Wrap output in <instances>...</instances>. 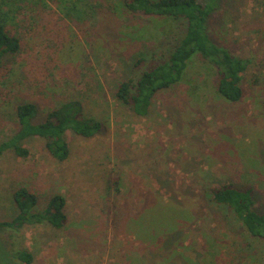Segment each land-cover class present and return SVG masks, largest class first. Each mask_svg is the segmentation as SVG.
I'll return each mask as SVG.
<instances>
[{
    "label": "rangeland",
    "instance_id": "374dc122",
    "mask_svg": "<svg viewBox=\"0 0 264 264\" xmlns=\"http://www.w3.org/2000/svg\"><path fill=\"white\" fill-rule=\"evenodd\" d=\"M95 16L94 27L90 22L81 26L80 39L74 38L72 29L62 21L45 26L44 20L39 21L38 46L19 57L11 55L4 59L5 66L14 70L7 75L3 89L10 91L11 96L22 92L25 102L37 104L38 112L32 123L45 121L52 109L73 96L84 99L89 116L105 123L106 128L95 137H83L89 142L83 160L72 157L57 161L40 138L24 141L23 145L30 149L28 157L12 151L0 155V221L12 220L17 215L15 191L23 186L39 197L34 211H43L48 200L59 194L66 198L70 213V221L63 229H55L48 223L26 224L19 230L0 227V239L13 250L34 249L43 255L35 264H60L57 257L65 264H115L122 259V264H128L124 259L127 252L148 257L150 263L142 264H154L158 255L146 253L142 242L149 233L157 243L165 238L167 249L182 239L183 255L169 264H264V237L250 236L228 208L202 197L206 189L222 182L243 185L238 181L241 180L238 172L248 168L246 176L263 188H256L254 195L255 208L264 213V0H219L208 21L213 40L252 62L246 74L250 80L245 78L243 83L244 96L231 102L220 95L217 69L197 56L179 85L155 95L149 113L156 120L154 131V119L134 115L115 98L117 84L141 75L167 57L185 31L186 22L135 15L127 9L117 16L112 9L104 17L99 11ZM34 30L35 27L30 29L28 35ZM139 55L145 56L146 61L135 67ZM85 58L82 68L69 73ZM252 72L260 82L253 86ZM21 77L23 81L19 82ZM16 103L0 105V142L19 129ZM126 118H132L129 124L137 130L132 132L147 134L148 144L165 150L168 161L157 150L149 174L135 167L132 153L126 167L120 164L124 146L139 147L135 138L124 145L121 142L124 138L116 135L118 130L123 134L129 132L124 128ZM64 137L72 148L82 138L71 128ZM117 140L114 159L109 151ZM180 162L190 164L191 168H178ZM204 164L207 168H197L201 165L203 168ZM131 184L138 197L150 194L149 190L154 188L161 204L152 216L148 215L151 220L149 217L145 220V228L138 229L137 237L126 234L133 230L124 228L133 217L124 218L120 225L115 214L109 217L111 222L107 226L104 218L110 205L131 195L128 191ZM139 202L143 204L141 198ZM191 214L197 218L190 230H184ZM66 230L72 231L65 234ZM63 241L67 245L72 242L70 248L61 247ZM139 260L134 258L131 264L140 263Z\"/></svg>",
    "mask_w": 264,
    "mask_h": 264
},
{
    "label": "trees",
    "instance_id": "16d2710c",
    "mask_svg": "<svg viewBox=\"0 0 264 264\" xmlns=\"http://www.w3.org/2000/svg\"><path fill=\"white\" fill-rule=\"evenodd\" d=\"M218 5L219 0H0V105L11 106L17 102L15 111L19 120L18 131L0 142V155L12 151L21 157H28L30 149L23 145L24 141L40 138L52 157L57 161H66L71 154V147L64 137L68 128L84 138H91L101 132L105 125L95 117L89 116L84 99L73 96L52 109L45 121L32 123V118L38 112L37 104L25 102L26 98L21 94L22 92L11 96L10 91L3 89L4 81L8 79L7 75L13 69L5 66L4 59L11 55L19 57L23 52L38 46L40 36H38L39 30L36 27L42 20L45 21L44 26L52 21H62L65 27L72 29L73 37H79V39L83 35L81 26L90 22L94 27L92 21L97 19L95 14L98 11L102 13L103 17L109 14L111 9L114 10L116 16L120 15L122 10L127 9L135 15L163 16L170 18L171 21L173 19L184 20L186 22L185 31L178 37L167 57L151 66L152 68L144 70L141 75L119 81L115 98L127 105L134 114L148 115L154 105L155 95L179 85L188 71L190 62L200 56L203 60L211 62L217 69L219 94L228 101H239L245 93L246 88L243 84L245 78L248 82L250 80L246 74L252 62L246 57L234 54L212 39L208 21ZM101 20L103 21L102 18H100ZM27 25L30 28L27 29ZM34 27L35 32L28 35L30 29H34ZM164 31L165 29L161 33ZM53 36L56 37L57 34ZM144 57L139 55L136 58L135 67H140L141 63L146 61ZM86 61L85 58L84 62L79 63L73 69H69L68 66L71 71L69 73L73 74L79 66L82 68ZM59 64L65 67L63 63L59 62ZM254 74V72L250 74L254 78L253 83L250 82L251 85L260 83ZM18 81H23L22 77ZM249 172L248 168L238 172V177L241 179L238 181L243 185L236 186L234 182H222L219 185L210 186L204 191L205 194L202 197L204 200L207 197L215 204L228 208L250 236L264 237V213L255 208L254 195L256 188H263L257 183L251 182L246 176ZM151 189L150 194L146 192V194L143 193V197H140L143 201L141 205L135 199L137 197L133 198L130 195L125 196L123 201L117 200L112 206L110 205L104 215L106 226L111 222L109 217H113L115 214L119 217L120 225L124 218L133 217V221L129 219L124 228L133 230V233L126 230V234L130 236L133 234L134 237H137L138 229L145 228V220L154 214L155 209L161 207V204L157 202L160 200L157 191L153 190L154 188ZM14 199L18 213L12 220L0 221V227H13V230H19L26 224L48 223L50 227L63 229L70 221L66 210L67 201L62 195L57 194L51 197L45 209L40 212L33 210L39 203V197L29 187L23 186L17 189ZM177 205L180 207V204ZM111 208L113 209L112 214H110ZM196 218L191 214L184 230H190ZM149 219L151 220L150 217ZM199 220L197 219L196 222ZM180 229L181 227L176 228L174 232ZM149 234L142 242L145 243L146 253L158 255L154 258L156 259L154 264H169L177 256L183 255L180 244L182 239H177L174 246L167 249L168 247L164 245L165 238L157 243L158 240L154 235ZM142 239L141 236L140 241ZM137 257L140 258V263L136 262L135 264L150 261L148 257L146 259L137 252L125 253L124 259L125 262L131 264ZM33 261L34 254L31 251L27 249L13 250L0 239V262L2 264H32ZM120 263L123 262L115 264Z\"/></svg>",
    "mask_w": 264,
    "mask_h": 264
},
{
    "label": "crops",
    "instance_id": "0c3cea01",
    "mask_svg": "<svg viewBox=\"0 0 264 264\" xmlns=\"http://www.w3.org/2000/svg\"><path fill=\"white\" fill-rule=\"evenodd\" d=\"M217 71V70H216ZM171 90L172 89H174V87L173 88H170ZM166 92V90L165 91H163V93H165ZM134 115H136V114H134ZM138 116V115H137ZM145 116H148V118L149 119H154V125H152V129H153V131L155 130V128H157V124H155V118H153L152 116H150V114H148V115H145ZM132 120V118H126L125 120H124V125H125V127L124 128H127L128 129V131L129 132H127V130L125 131V134H123V133H121L119 130H118V132H117V136L118 137H123L124 139L121 141L124 145H126L127 144V142H132V139L131 138H135V142L136 143H138V145H139V147H136V145L134 146V147H131L130 145L129 146H124V148H123V152H122V155H121V157H122V162L120 163L121 165H122V167L124 168V167H126V165H125V162L127 161V162H130L131 161V158L129 157V155L132 153L133 154V163H134V165H135V167H138V168H140L142 171H144V172H146V173H148L149 174V172H150V170H151V168L153 167V158L154 157H156V154H157V150L158 151H161V150H159L157 147H154V146H152V145H150V144H148L149 142H150V140L148 139V138H145V136L147 135V134H141V135H138V134H135V132H132L133 130H135V125L134 126H132V125H130L129 124V122ZM125 121L127 122V123H125ZM122 123L120 122V125H121ZM114 127H115V125H113ZM106 128V124L104 125V128H103V130ZM102 130V131H103ZM110 130V129H109ZM101 131V132H102ZM114 130L112 129V134L114 133L113 132ZM135 131H137V130H135ZM135 134V135H134ZM157 134V133H156ZM95 137V136H94ZM113 137H114V135H113ZM112 137V138H113ZM140 137H142V140H140L139 141V139H140ZM92 138V137H91ZM81 140H80V142H78V143H73V148H72V146H70L71 147V154H70V158H75L76 160H83V159H85V157L87 156V154L86 153H84L85 152V150H87L88 149V147H89V142H88V140H83V137L82 138H80ZM75 142H77V140L75 141ZM80 143L81 144H86L85 146H82V145H80ZM157 143V142H156ZM118 144V140H117V142L115 143V145H114V147L112 146L111 147V149H110V147H107L108 148V151H109V149H110V151H109V153L110 154H113V157H114V159H115V157H117L116 156V145ZM133 144H135L134 142H133ZM122 145V144H121ZM121 148H122V146H121ZM171 148V147H170ZM163 151H165V150H162L161 152H160V154H161V157H165L164 159L166 160V161H168V158H167V156H166V153L164 154L163 153ZM167 152V151H166ZM69 158V159H70ZM87 160V159H86ZM164 160V161H165ZM182 163H185V162H180V163H178L177 165H178V168H180V169H189V168H191V166H190V164H182ZM202 166V165H201ZM201 166H197V168L198 167H200V168H198V169H205V168H207V165L206 164H204V166H203V168H201ZM123 168H121V169H123ZM193 168H194V166H193ZM162 169H166V168H162ZM149 176V175H148ZM121 177H123L124 178V176L123 175H121ZM120 177V178H121ZM131 186H132V184L130 185V188H129V190L128 191H130V193H131V195L130 196H132L133 198H135V197H137V198H135V199H138V201H139V198L140 197H138V191H135V190H131ZM152 188V187H151ZM147 190H149V188H147ZM135 191V192H134ZM151 190H149V192H150ZM125 198V196H123V197H121V199H120V201H123V199ZM107 199H109V198H106V200ZM107 203H109V202H107ZM66 210H67V207H66ZM67 213H68V216H69V218H70V213L68 212V210H67ZM72 230H66L65 231V234H67V232H71ZM63 245L61 246V247H63V248H70V245H71V243H70V245H67L66 243H67V241L66 242H64L63 241ZM33 254H34V261H33V264H35L37 261L39 262L40 261V259H41V257L43 258V255H39L40 253H37V252H35L34 251V249L32 250H30ZM57 259H58V262L57 263H60V264H63L64 262L62 261V258H58L57 257ZM54 262H56V260H54ZM121 262H123V261H121ZM65 264V263H64Z\"/></svg>",
    "mask_w": 264,
    "mask_h": 264
}]
</instances>
